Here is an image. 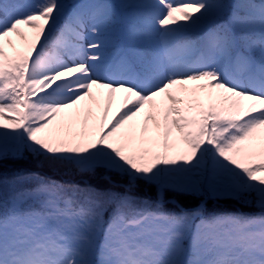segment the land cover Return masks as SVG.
I'll use <instances>...</instances> for the list:
<instances>
[{"label": "snow or ice", "instance_id": "6c2138e0", "mask_svg": "<svg viewBox=\"0 0 264 264\" xmlns=\"http://www.w3.org/2000/svg\"><path fill=\"white\" fill-rule=\"evenodd\" d=\"M26 155L108 186L0 174V264H264V0H0V168Z\"/></svg>", "mask_w": 264, "mask_h": 264}, {"label": "trees", "instance_id": "16d2710c", "mask_svg": "<svg viewBox=\"0 0 264 264\" xmlns=\"http://www.w3.org/2000/svg\"><path fill=\"white\" fill-rule=\"evenodd\" d=\"M229 3H235L234 0H227ZM27 174V173H39L44 176H48L52 179H56L61 182H77V183H85L89 182L92 183L94 186L98 188H104L106 182L103 181V179H92L87 180V178H82L80 175L71 173V172H56L48 169L45 166H42L39 164L35 159L25 156L23 159L20 160H8L4 163L3 167L0 168V174L11 177L16 174ZM142 194L152 195L154 192V189L151 192H148L145 189H141ZM168 199H175L176 203L168 202L166 204V208L173 211H178V205L181 207H189V206H195L196 204L202 203L204 200H207L205 202V206L208 212H217V213H225V212H232L235 211L239 205L235 204V202L226 200V199H220L216 200L208 196L204 197H175L171 194L169 195Z\"/></svg>", "mask_w": 264, "mask_h": 264}, {"label": "rangeland", "instance_id": "374dc122", "mask_svg": "<svg viewBox=\"0 0 264 264\" xmlns=\"http://www.w3.org/2000/svg\"><path fill=\"white\" fill-rule=\"evenodd\" d=\"M16 2L21 4V5H27V4L40 3V2H42V0H16ZM65 2L66 3L72 2L75 4H81V3H91V2H94V0H65ZM99 2H102V3L106 2V3H111V4H120V3L126 2V0H99ZM237 2H238V0H235V3H237ZM118 17H119V19L122 20L123 10L118 11ZM117 27H120V25L118 24ZM89 32H90V29H89ZM122 54H123V47H122V44H121L119 39H117L115 41L114 46L110 45L106 49V55L109 57V62L111 64V66H113V67L118 65L119 59H120ZM93 112H94V116L99 115V113L96 112L95 109H93ZM105 186L107 187L108 185H105ZM3 191H4L3 186H0V192H3ZM168 202L176 203V200L175 199H168ZM205 202L206 201H203L204 204H205Z\"/></svg>", "mask_w": 264, "mask_h": 264}]
</instances>
